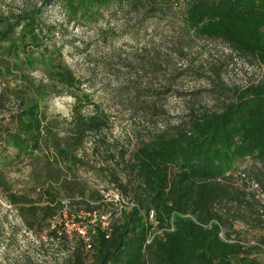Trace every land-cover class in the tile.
I'll use <instances>...</instances> for the list:
<instances>
[{
	"label": "rangeland",
	"instance_id": "obj_1",
	"mask_svg": "<svg viewBox=\"0 0 264 264\" xmlns=\"http://www.w3.org/2000/svg\"><path fill=\"white\" fill-rule=\"evenodd\" d=\"M190 2L175 0L167 19L144 20L137 12L113 9L104 10V20L87 23L70 19L58 2L0 0V129L14 127L24 95L41 101L43 121L38 151L18 158L9 148L12 158L0 163V264H71L77 249L86 264L93 263L95 251L87 252L80 237L88 241L92 227H107L113 216H89L85 207L73 204V195L80 200V189L88 187L114 202L109 213L129 208L132 196L114 190L111 173L100 167L133 181L130 165L143 143L171 135L191 115L221 111L239 91L264 81L257 60L223 42L191 38L179 43ZM79 119L98 122L101 130L89 132L77 149L71 142ZM255 165L253 159L244 164L252 179L246 176L241 185L264 204L259 183L264 186V166ZM177 172L172 170L171 177ZM58 176L79 186L64 192L48 183ZM48 185L56 188L64 208L51 224L42 225L28 212L31 204L14 199L43 207L47 200L39 201ZM225 217V231L233 237L264 242V227L254 225L247 206L231 207ZM150 220L148 245L164 231Z\"/></svg>",
	"mask_w": 264,
	"mask_h": 264
},
{
	"label": "trees",
	"instance_id": "obj_2",
	"mask_svg": "<svg viewBox=\"0 0 264 264\" xmlns=\"http://www.w3.org/2000/svg\"><path fill=\"white\" fill-rule=\"evenodd\" d=\"M48 2H58L70 19L87 23L104 20V10L134 11L144 20L167 19L175 11V0ZM182 23L180 44L191 38L223 42L244 58L257 60L264 69V0H191ZM40 102L24 95L13 118L14 127L0 129V163L12 158L9 148L17 151L18 158L41 148ZM100 130L98 122L76 120L71 146L82 147L89 132ZM173 130L171 135L143 143L134 153L129 167L136 177L133 181L124 182L116 169L99 168L111 173L109 184L114 190L132 196L129 208L109 213L114 202L88 187L80 189V200L74 201L76 194L71 198L91 217L98 213L113 216L107 227H92L88 241L80 237L87 252L95 251L91 264H264V242L251 244L225 231L229 222L225 215L234 206H247L254 225L264 227V204L241 185L246 176H252L244 166L248 160L264 166V81L239 91L221 111L191 115L186 126ZM174 169L178 172L171 177ZM50 181L64 192L77 185L59 176ZM43 194L45 199L39 201L47 200L43 207L28 200L14 201L31 204V217L45 225L51 224L64 205L54 186L48 185ZM151 214L164 231L148 245ZM71 264H86L84 252L77 249Z\"/></svg>",
	"mask_w": 264,
	"mask_h": 264
},
{
	"label": "built area",
	"instance_id": "obj_3",
	"mask_svg": "<svg viewBox=\"0 0 264 264\" xmlns=\"http://www.w3.org/2000/svg\"><path fill=\"white\" fill-rule=\"evenodd\" d=\"M150 218H153V214L150 215ZM148 244H149V242H148Z\"/></svg>",
	"mask_w": 264,
	"mask_h": 264
}]
</instances>
